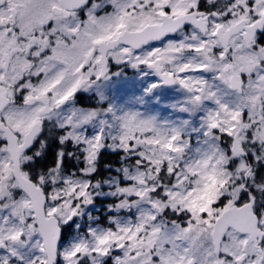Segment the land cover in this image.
I'll use <instances>...</instances> for the list:
<instances>
[{
	"label": "snow or ice",
	"instance_id": "1",
	"mask_svg": "<svg viewBox=\"0 0 264 264\" xmlns=\"http://www.w3.org/2000/svg\"><path fill=\"white\" fill-rule=\"evenodd\" d=\"M0 264H264V0H0Z\"/></svg>",
	"mask_w": 264,
	"mask_h": 264
}]
</instances>
